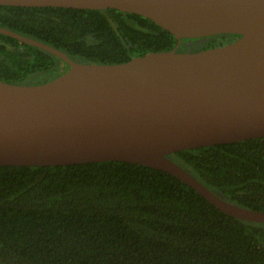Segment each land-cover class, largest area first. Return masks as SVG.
I'll use <instances>...</instances> for the list:
<instances>
[{"label": "trees", "instance_id": "trees-1", "mask_svg": "<svg viewBox=\"0 0 264 264\" xmlns=\"http://www.w3.org/2000/svg\"><path fill=\"white\" fill-rule=\"evenodd\" d=\"M0 26L83 62H123L177 43L152 19L117 8L0 4ZM236 36H207L200 48ZM68 66L0 32V80L40 83ZM167 156L219 196L264 210V136ZM0 264H264V222L230 215L142 163L0 164Z\"/></svg>", "mask_w": 264, "mask_h": 264}, {"label": "water", "instance_id": "water-1", "mask_svg": "<svg viewBox=\"0 0 264 264\" xmlns=\"http://www.w3.org/2000/svg\"><path fill=\"white\" fill-rule=\"evenodd\" d=\"M20 6L117 8L182 38L237 34L197 50L147 52L118 63L76 61L0 26L69 66L44 82L0 80V164L123 160L176 176L226 213L264 222V210L215 193L167 154L264 136V0H0Z\"/></svg>", "mask_w": 264, "mask_h": 264}, {"label": "rangeland", "instance_id": "rangeland-1", "mask_svg": "<svg viewBox=\"0 0 264 264\" xmlns=\"http://www.w3.org/2000/svg\"><path fill=\"white\" fill-rule=\"evenodd\" d=\"M215 38L218 39V37H215ZM210 40H211L210 37H207V36L205 37V36H203V37L198 38V39H190V40L184 41V43H185L184 46H185V47H191V48H190V49H187V48L183 49V48L181 47V50H191V49H194V48L198 49V48H200V47L206 45L207 43H209ZM213 44H214V43H213Z\"/></svg>", "mask_w": 264, "mask_h": 264}, {"label": "flooded vegetation", "instance_id": "flooded-vegetation-1", "mask_svg": "<svg viewBox=\"0 0 264 264\" xmlns=\"http://www.w3.org/2000/svg\"><path fill=\"white\" fill-rule=\"evenodd\" d=\"M235 37H233L232 39H234ZM177 44V43H176ZM185 45V43H182L181 41L177 44V46H176V49H181V47L183 48V49H185V48H187V49H190L191 47H185L184 46Z\"/></svg>", "mask_w": 264, "mask_h": 264}]
</instances>
